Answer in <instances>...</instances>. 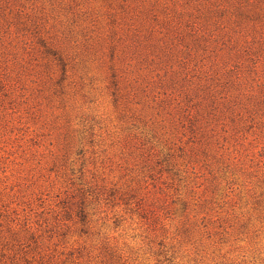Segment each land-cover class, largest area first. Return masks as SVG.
<instances>
[{"label": "rangeland", "instance_id": "374dc122", "mask_svg": "<svg viewBox=\"0 0 264 264\" xmlns=\"http://www.w3.org/2000/svg\"><path fill=\"white\" fill-rule=\"evenodd\" d=\"M0 264H264V0H0Z\"/></svg>", "mask_w": 264, "mask_h": 264}]
</instances>
